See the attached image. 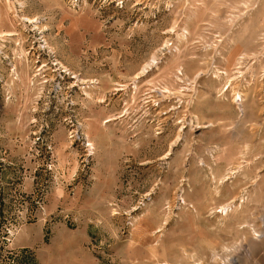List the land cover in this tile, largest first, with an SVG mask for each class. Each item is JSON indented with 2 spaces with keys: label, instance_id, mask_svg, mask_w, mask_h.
Wrapping results in <instances>:
<instances>
[{
  "label": "rangeland",
  "instance_id": "1",
  "mask_svg": "<svg viewBox=\"0 0 264 264\" xmlns=\"http://www.w3.org/2000/svg\"><path fill=\"white\" fill-rule=\"evenodd\" d=\"M263 235L264 0H0V264H264Z\"/></svg>",
  "mask_w": 264,
  "mask_h": 264
},
{
  "label": "bare ground",
  "instance_id": "2",
  "mask_svg": "<svg viewBox=\"0 0 264 264\" xmlns=\"http://www.w3.org/2000/svg\"><path fill=\"white\" fill-rule=\"evenodd\" d=\"M264 237V235L263 236H261V237H258L257 239L259 240V241H261L262 239L261 238H263ZM254 238V237H253ZM256 239V240H257ZM232 253V252H231ZM214 256V259L215 260H217L218 259V256L215 254V255H213ZM231 258V257H230ZM191 260V259H190ZM225 260H227V259H225ZM214 261V260H213ZM218 261V260H217ZM216 261V262H217ZM215 262V261H214ZM215 262V263H216ZM221 262V261H220ZM224 262H226V261H224ZM227 264H237L236 262H234V261H232L231 259L230 260H227V262H226Z\"/></svg>",
  "mask_w": 264,
  "mask_h": 264
}]
</instances>
